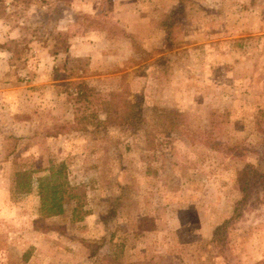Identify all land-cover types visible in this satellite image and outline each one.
Instances as JSON below:
<instances>
[{"label": "rangeland", "instance_id": "374dc122", "mask_svg": "<svg viewBox=\"0 0 264 264\" xmlns=\"http://www.w3.org/2000/svg\"><path fill=\"white\" fill-rule=\"evenodd\" d=\"M79 78L93 103L60 85ZM113 91L138 130L96 125ZM247 164L264 173V0H0V264H264V188L234 212Z\"/></svg>", "mask_w": 264, "mask_h": 264}, {"label": "trees", "instance_id": "16d2710c", "mask_svg": "<svg viewBox=\"0 0 264 264\" xmlns=\"http://www.w3.org/2000/svg\"><path fill=\"white\" fill-rule=\"evenodd\" d=\"M166 43L164 51H172L174 45L172 43L173 32L168 28L165 31ZM167 61L165 54L160 56V60ZM56 79H60L59 75H55ZM61 86H71L74 88L75 100L81 105L91 104L94 102V94L89 85L80 78L74 81L60 82ZM98 107L100 112L104 115L102 120L96 116L95 121L97 126L105 127H128L138 130L143 121V108L138 102H132L126 95L118 91H113L107 94L105 100L98 101ZM167 121V126H164L168 131L179 129V119H183V115L178 113L175 116L170 115L168 117L160 116ZM237 182L241 191V199L236 203L234 212L237 211L240 204H244L248 200L250 189L256 185L264 188V173L258 172L252 165H245L237 173ZM72 187L66 176L59 175L51 180L41 181L37 185V196L39 199L38 213L40 218L46 220L53 217H60L65 213L64 198L65 195L70 194ZM78 205L72 210V214H76ZM235 219L236 216H232ZM231 220H227L222 225L215 229L214 235L220 232L222 229H226V225ZM25 260L28 259V252L23 254Z\"/></svg>", "mask_w": 264, "mask_h": 264}]
</instances>
